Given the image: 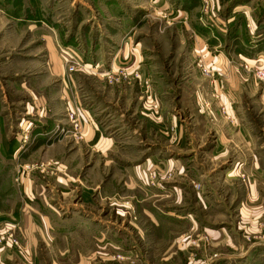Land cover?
I'll list each match as a JSON object with an SVG mask.
<instances>
[{
	"label": "rangeland",
	"instance_id": "374dc122",
	"mask_svg": "<svg viewBox=\"0 0 264 264\" xmlns=\"http://www.w3.org/2000/svg\"><path fill=\"white\" fill-rule=\"evenodd\" d=\"M136 6L143 60L168 98L158 113L135 52L113 64L118 23L103 0H0V264H264V88L243 63L259 90L244 84L225 104L218 71L180 45L165 13ZM200 6L205 17L246 7L264 22V0H177ZM81 46L103 63L66 76L112 130L107 155L86 143L85 118L74 132L71 89L51 73L52 49ZM78 220L89 228L74 229Z\"/></svg>",
	"mask_w": 264,
	"mask_h": 264
},
{
	"label": "crops",
	"instance_id": "0c3cea01",
	"mask_svg": "<svg viewBox=\"0 0 264 264\" xmlns=\"http://www.w3.org/2000/svg\"><path fill=\"white\" fill-rule=\"evenodd\" d=\"M103 1L105 2V5L109 7V10H111V13L115 15L114 20L118 23V26H116L114 22L112 23V25L114 27L116 26L118 30L116 29V34L111 33L112 36L110 37L111 39H114L115 35L117 43H114V46H116V51L120 50L118 52L121 54V57L116 56L113 64H124V60L128 61L132 53L135 52L136 60L131 64L139 68L141 74L144 76L147 72L151 78L150 82H152L151 84L153 87L149 97L154 101L155 113H158V109L156 110L158 106L162 109L163 101L168 98L166 96V90H162V86H160V84L164 83L161 80V78H163L161 73L156 75L153 68L154 63L153 66L147 67L143 60L142 52L145 50L146 39L143 37V35H145V30L142 29V26L144 27V25H146V19L140 10L146 9L141 6L137 7L136 3L142 4L144 7H150L152 12L154 9L155 15L159 12L165 13L167 15V21H170L171 23L166 25L167 29H174L179 35H181V38L184 37L183 42L180 41V45L186 47L187 45H190L191 52L201 56L207 66L218 71L216 89L218 94L221 93L220 99L225 102V104L231 100H233L234 103L241 101V89L246 87L244 84L250 85V82H252L255 91L259 90L257 83L253 82L250 75L246 74L243 69H241L243 63L252 67L264 66V22H258L257 19L254 18L255 16H251L252 14H250L249 8L235 7L234 11L228 16L222 14L220 16L214 15L212 17H205L204 13L201 12V6L196 7L200 10H198V12L193 10L187 12L177 7V0ZM131 2L133 4H130ZM240 10H243L241 16L236 14ZM131 12L138 14V18L135 19V16L134 18L132 16L129 17L128 13ZM242 18L247 22L246 26L243 27L238 23ZM126 26H131V29H126ZM185 31L190 32L187 39L186 36H184ZM65 48L73 50L74 53H76L89 67H94L99 63H103L101 57L96 54L99 52L97 49L88 46H81L80 50L72 47ZM54 49L51 50V73L62 81V85H64V94L66 87L69 86L71 89V93L68 95L65 94L67 100L66 105L79 110L81 114H83L86 121L84 133L85 136H87L85 140L86 143L91 145V147L98 149L103 155H105L106 152L108 154L110 150L118 145V142L115 140L116 138L112 134L108 135L112 130L108 126L101 125V123L95 118V113L82 106V100L78 95V89L81 87L78 86L80 85L79 79L77 77L66 76L68 74L63 66L61 55L59 54L58 56L57 50ZM215 51L217 54L211 55V53ZM150 67L152 68V71L149 70ZM185 78L188 77L182 78L181 81L185 80ZM188 86L191 85H188L186 81L183 84V91H185ZM236 105L237 104H235L234 109H231L232 114L236 112ZM244 133L245 131L240 128L239 135L245 137ZM248 144L249 146H252V141L249 140ZM177 196V194L174 195V198ZM219 205L224 206L225 203H218L216 207H219ZM216 207H214L213 204L211 206L212 210ZM145 208L147 207H144L142 210L146 212V215L148 214L150 215V219H154V216L146 211L147 209ZM177 212L178 210L176 209L174 211L171 210L169 211V215L174 216L173 213ZM217 212H219V210ZM187 215L189 216L190 213H187ZM176 217L182 219L179 216ZM85 223V221L78 220L74 225V229H88L89 227ZM62 225L64 224H55L53 226V224L48 221L45 228L47 229L48 227L52 230L67 229V227ZM188 226L192 227V224L188 223Z\"/></svg>",
	"mask_w": 264,
	"mask_h": 264
},
{
	"label": "built area",
	"instance_id": "2783aa9c",
	"mask_svg": "<svg viewBox=\"0 0 264 264\" xmlns=\"http://www.w3.org/2000/svg\"><path fill=\"white\" fill-rule=\"evenodd\" d=\"M63 65L68 73H75L78 69L89 67L82 59L71 49L62 50L61 55ZM248 69L247 66H245ZM255 81L264 88V66L250 68ZM70 119L74 132H80L84 120L83 114L79 110L71 111Z\"/></svg>",
	"mask_w": 264,
	"mask_h": 264
}]
</instances>
